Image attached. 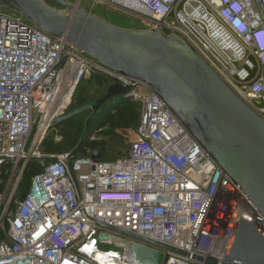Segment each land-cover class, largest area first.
<instances>
[{"label":"built area","instance_id":"obj_1","mask_svg":"<svg viewBox=\"0 0 264 264\" xmlns=\"http://www.w3.org/2000/svg\"><path fill=\"white\" fill-rule=\"evenodd\" d=\"M82 1L75 0L76 6ZM88 1L90 10L108 7L135 18L143 30L184 39L264 118V0ZM92 75L129 86L122 102L141 107L137 139L113 161L91 159V152H100L94 149L44 162L46 130ZM33 161L41 171L6 220L0 196V229L7 222L0 264H102L95 259L96 238H119L106 228L184 253L164 251L162 264L220 263L239 218L263 222L153 89L20 16L0 14V171L7 174V188Z\"/></svg>","mask_w":264,"mask_h":264},{"label":"water","instance_id":"obj_2","mask_svg":"<svg viewBox=\"0 0 264 264\" xmlns=\"http://www.w3.org/2000/svg\"><path fill=\"white\" fill-rule=\"evenodd\" d=\"M0 0L43 33L64 38L81 53L129 81L153 89L176 119L223 173L257 208L263 222L239 218L223 260L204 264H264V118L240 100L199 54L182 38L157 30L118 28L66 0ZM125 83L111 84L92 103L93 116L107 103L127 94ZM91 159L100 160L93 151ZM101 242L116 241L128 264H162L164 251L184 255L163 244L106 228Z\"/></svg>","mask_w":264,"mask_h":264},{"label":"rangeland","instance_id":"obj_3","mask_svg":"<svg viewBox=\"0 0 264 264\" xmlns=\"http://www.w3.org/2000/svg\"><path fill=\"white\" fill-rule=\"evenodd\" d=\"M44 1L54 8H61L54 0ZM66 1L75 4V0ZM79 8L86 9L91 14L118 28L143 30L135 18L122 12L99 5H95L90 10L91 2L88 0H83ZM0 14L11 17L20 16L25 21H29L8 7H0ZM110 85L109 81L95 75L81 83L64 114L46 130L41 145L43 156L65 154L85 156L91 148H96L100 150L102 160L113 161L129 153L130 144L137 139V127L141 113L140 105L137 104L133 111L132 108H129V102L122 103V96H119L114 98V102L110 105H106L103 110L104 115L95 120L92 110L86 109L92 103L103 98ZM79 148L80 151L76 153ZM23 174L20 178L17 175L7 188V174L5 171H0V196L4 194L1 210L6 214L5 220L16 211L25 196L23 192L17 191ZM27 178V181L30 180L31 182V177L28 176ZM6 224L7 222H4L0 234L5 230ZM96 239L99 252L104 254L115 252L123 264H128L122 257L124 249L118 242H101L98 237Z\"/></svg>","mask_w":264,"mask_h":264},{"label":"trees","instance_id":"obj_4","mask_svg":"<svg viewBox=\"0 0 264 264\" xmlns=\"http://www.w3.org/2000/svg\"><path fill=\"white\" fill-rule=\"evenodd\" d=\"M95 76H97V75H95ZM98 77H100V76H98ZM112 102H114V100L112 99V100H110L108 103H107V106L108 105H110ZM122 103H126V102H122ZM132 103H129L128 105H130L129 106V108L131 109L132 108V110L134 111V109L136 108V105H137V103H133V105H131ZM105 108V107H104ZM104 108H102L100 111H98L97 112V114L96 115H94V117H93V119L95 120L96 118H99L100 116H103L104 115V113H103V110H104ZM134 117V116H133ZM135 117H137V116H135ZM115 137V136H114ZM94 149H96V148H91L90 149V151H92V150H94ZM80 151V148H79V150L77 149V151H76V153L77 152H79ZM86 155H88V154H86ZM85 155V156H86ZM74 157H79V155H77V154H75V155H73ZM81 156V155H80ZM124 157V156H123ZM48 161H50V159L47 157V158H45V160H44V162H48ZM41 171V167H40V165L37 163V162H35V161H33V162H31L29 165H28V167L26 168V170L24 171V174H23V178L21 179V181H20V183H19V185H18V187H17V191L18 192H23V194L24 195H26V192H27V190H28V188H29V185H30V180H28L27 181V177L29 176V177H33V175H35L36 173H38V172H40ZM25 197V196H24Z\"/></svg>","mask_w":264,"mask_h":264},{"label":"bare ground","instance_id":"obj_5","mask_svg":"<svg viewBox=\"0 0 264 264\" xmlns=\"http://www.w3.org/2000/svg\"><path fill=\"white\" fill-rule=\"evenodd\" d=\"M95 259L101 262L102 264H123L120 260L119 255L115 253H101L96 252Z\"/></svg>","mask_w":264,"mask_h":264},{"label":"crops","instance_id":"obj_6","mask_svg":"<svg viewBox=\"0 0 264 264\" xmlns=\"http://www.w3.org/2000/svg\"><path fill=\"white\" fill-rule=\"evenodd\" d=\"M86 10V9H85ZM87 11V10H86Z\"/></svg>","mask_w":264,"mask_h":264}]
</instances>
